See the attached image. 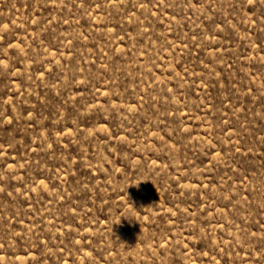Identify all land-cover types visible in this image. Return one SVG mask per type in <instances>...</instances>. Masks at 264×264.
<instances>
[{
    "label": "rangeland",
    "instance_id": "rangeland-1",
    "mask_svg": "<svg viewBox=\"0 0 264 264\" xmlns=\"http://www.w3.org/2000/svg\"><path fill=\"white\" fill-rule=\"evenodd\" d=\"M0 264H264V0H0Z\"/></svg>",
    "mask_w": 264,
    "mask_h": 264
}]
</instances>
